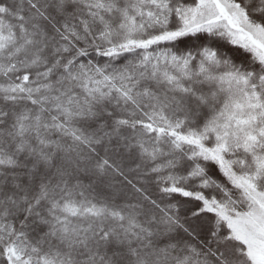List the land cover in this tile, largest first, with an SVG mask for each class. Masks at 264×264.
Returning <instances> with one entry per match:
<instances>
[{"label":"snow or ice","instance_id":"obj_1","mask_svg":"<svg viewBox=\"0 0 264 264\" xmlns=\"http://www.w3.org/2000/svg\"><path fill=\"white\" fill-rule=\"evenodd\" d=\"M0 264H264V0H0Z\"/></svg>","mask_w":264,"mask_h":264}]
</instances>
